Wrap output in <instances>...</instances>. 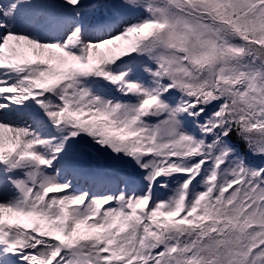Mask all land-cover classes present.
Instances as JSON below:
<instances>
[{"label":"snow or ice","instance_id":"snow-or-ice-1","mask_svg":"<svg viewBox=\"0 0 264 264\" xmlns=\"http://www.w3.org/2000/svg\"><path fill=\"white\" fill-rule=\"evenodd\" d=\"M0 264H264V0H0Z\"/></svg>","mask_w":264,"mask_h":264}]
</instances>
